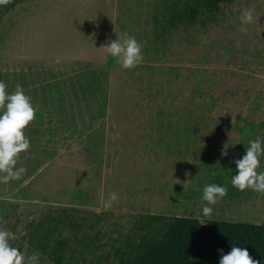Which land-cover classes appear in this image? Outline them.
<instances>
[{"label":"rangeland","instance_id":"obj_1","mask_svg":"<svg viewBox=\"0 0 264 264\" xmlns=\"http://www.w3.org/2000/svg\"><path fill=\"white\" fill-rule=\"evenodd\" d=\"M173 1L21 0L3 15L0 79L22 85L37 113L18 160L27 172L0 183V226L40 264H56L48 253L62 239L63 264H121L159 226L148 216L200 219L209 183L228 188L210 220L264 223V194L230 184L248 140L264 136V0H221L162 34ZM246 8L256 19L243 32ZM125 33L142 45L132 69L101 48ZM180 177L197 205H178ZM57 225L45 253L28 241Z\"/></svg>","mask_w":264,"mask_h":264},{"label":"clouds","instance_id":"obj_2","mask_svg":"<svg viewBox=\"0 0 264 264\" xmlns=\"http://www.w3.org/2000/svg\"><path fill=\"white\" fill-rule=\"evenodd\" d=\"M251 8H246L240 15L241 31L247 32L246 25L255 22ZM117 64L124 69H132L143 62L142 45L134 35L125 33L123 38H109L101 47ZM37 108L32 98L22 85L8 90V84L0 79V183L19 180L27 172L24 166H18L21 153L31 148V139L26 129L36 119ZM228 145L221 149V155L227 156ZM264 156V136L256 135L249 139L245 153L234 161L236 172L231 176L230 184L240 191L251 189L264 194V170L260 169L261 157ZM228 194V188L218 183L205 184L201 200L206 202L201 209L200 224H206L213 214V205ZM118 199L117 193H110L104 200L103 207L108 210ZM16 232L0 226V264H40V253L33 251L26 255L15 244ZM218 264H262L254 259L247 247L232 244L230 250L218 249Z\"/></svg>","mask_w":264,"mask_h":264},{"label":"trees","instance_id":"obj_3","mask_svg":"<svg viewBox=\"0 0 264 264\" xmlns=\"http://www.w3.org/2000/svg\"><path fill=\"white\" fill-rule=\"evenodd\" d=\"M21 0H0V24L3 15L10 12ZM221 0H176L169 8L170 18L161 23L162 34L181 25L191 26L200 14L212 16ZM166 10V9H165ZM147 219L159 224L154 231L140 236L131 243L121 258V264H218V249L230 250L232 244L247 247L250 255L264 264V223H234L199 218L151 215ZM54 229H46L38 239H31L42 252L50 248ZM39 230V229H38ZM69 245L62 239L48 255L56 264H63L64 252Z\"/></svg>","mask_w":264,"mask_h":264},{"label":"crops","instance_id":"obj_4","mask_svg":"<svg viewBox=\"0 0 264 264\" xmlns=\"http://www.w3.org/2000/svg\"><path fill=\"white\" fill-rule=\"evenodd\" d=\"M179 167H180V169H182V171H183V166H182V162L180 163L179 162ZM182 173V172H181ZM179 181H180V183L178 184V188H179V192H180V194H178V196L176 197V201H177V203H178V205H181V204H188L189 202V204H193V206H195V205H197V200L194 198V199H188V198H186V196H181V189L183 188L182 186H183V181H185L184 180V178L183 177H180V179H179ZM173 197V196H172ZM171 200H172V198H171ZM174 201V200H173ZM188 202V203H187ZM182 206H179V208H181ZM26 212L25 211H23V218H25L26 217ZM175 217H187V216H182V215H176ZM27 225H28V223L27 222H25L24 220H23V227H27ZM26 234L27 233H24L23 232V241H25V237H26ZM28 241H30V243H31V238L30 239H28ZM32 244V243H31ZM33 245V244H32Z\"/></svg>","mask_w":264,"mask_h":264}]
</instances>
